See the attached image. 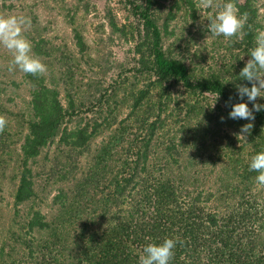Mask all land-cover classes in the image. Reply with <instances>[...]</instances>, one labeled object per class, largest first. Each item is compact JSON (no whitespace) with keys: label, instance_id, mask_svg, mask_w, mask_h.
<instances>
[{"label":"rangeland","instance_id":"374dc122","mask_svg":"<svg viewBox=\"0 0 264 264\" xmlns=\"http://www.w3.org/2000/svg\"><path fill=\"white\" fill-rule=\"evenodd\" d=\"M141 1L0 0L2 15L24 16L30 20L24 34L32 42L33 54L47 66V72L40 75L44 84L59 92L58 97L65 107H69L72 99L74 101L78 115L69 124L102 122L88 145H65L57 137L42 148L39 156L30 159L36 196L33 202L18 204L16 192L23 169L22 143L28 131V119L33 114L35 85L25 73L9 70L12 53L0 45V117L7 121L5 129L0 131V248L6 243V251H11L14 246L12 254L22 264H27L29 258L24 247L14 242L13 235L14 232L21 235L27 230L28 221L24 219L34 214L29 210L35 208L51 215L55 209L54 197L61 187L74 196L78 206L84 197L80 192L92 187L93 181L99 190L97 198L101 197L103 202V197H112L110 194H114L115 188L111 186L112 180L124 160L139 158L134 153L129 155L128 148L137 138L141 142V136L150 132L154 122H157V131L150 142L148 160L138 165V189L126 196L122 208L140 211L144 204L148 205L147 198L144 199L145 178L151 176H177L184 172L191 180L182 191L185 195L191 190L194 194L202 189L205 192L220 191L223 168L230 167L231 170L233 165L228 156L232 151H222L228 138L232 137L236 146L245 148L244 156L255 148L252 144L245 146L243 138H238L243 122L238 119L236 124L224 115L221 112L224 105L219 99L214 107L211 106L216 96L195 93L172 79L159 80L154 73L142 69L137 46L143 40L144 32L134 7ZM193 2V8L185 3L177 8L172 6L171 0H157L154 4L155 16L163 31L165 23L169 24L170 31H174V35L163 34L165 49L168 54L184 60L196 78L225 74L234 79V74L237 75L250 58L242 42L246 21L243 29L231 38L213 36L206 28L210 23L206 17H214L217 6L224 0H214L211 8L203 7L202 0ZM194 8L197 20L193 16ZM171 11L175 17L168 19ZM259 15L264 22V0L259 1ZM75 29L82 33L86 43L84 52L77 45ZM42 40L45 41L42 47L48 53L38 54L35 44ZM147 89L148 93L135 107L137 97ZM257 102L264 103V98L258 97ZM253 123L257 124L256 121ZM92 128L90 126L89 130ZM261 128L264 130V124ZM203 141L207 149L198 155L196 146ZM173 142L179 150L168 148ZM143 145L142 142L144 149ZM108 149L112 151L113 159L106 153ZM99 157L104 158L102 163H99ZM100 171L99 177L95 172ZM240 181L241 178L235 179L242 187ZM106 185L108 189L104 188ZM254 190L261 199L264 198V185L256 181ZM138 200L141 201L139 206ZM216 203L204 204L209 210ZM114 204L111 211L120 210ZM80 225L82 222L77 220L62 233L71 240ZM29 235L28 240L32 239L39 248L47 247V259L57 256L60 264H71L69 248L66 251L61 245L53 247L55 239L49 232L36 231Z\"/></svg>","mask_w":264,"mask_h":264},{"label":"trees","instance_id":"16d2710c","mask_svg":"<svg viewBox=\"0 0 264 264\" xmlns=\"http://www.w3.org/2000/svg\"><path fill=\"white\" fill-rule=\"evenodd\" d=\"M156 1L142 0L141 3L134 5L136 13L142 20L144 32L143 40L137 46V51L141 55L142 69L154 73L159 80L172 79L181 82L195 93L219 95L218 101L224 105L221 112L228 116L231 105L239 102L240 99L236 86L246 84L250 87L251 82L239 78V73L234 74V79L227 78L225 74L223 76L211 74L198 78L193 76L184 60L168 54L165 49L163 34L174 35V31L169 30L168 23H165L164 31L159 25L154 10ZM171 1H173L172 6L177 8H180L182 3L188 7H195L193 0ZM259 1L235 0L240 13L246 15L245 36L242 42L244 41L248 53L254 46L256 30L264 28L263 19L259 17ZM192 10L196 18V9ZM174 17L171 11L168 19ZM75 37L80 51L84 52L86 43L82 33L76 29ZM43 42L45 41H38L35 44L34 49L38 54L48 53L42 47ZM26 75L32 78L35 86L32 92L33 114L28 119V131L22 143L23 169L16 192L18 204L33 202L36 196L33 170L29 165L30 159L39 156L42 148L57 137L59 142L65 145L77 147L88 145L102 124L99 120H94L92 125L89 122L83 125L80 121L76 125H70L72 119L78 115L75 112L73 99L69 107H65L58 97L59 92L45 85L43 77ZM228 79L232 81L223 83ZM148 91V89L141 91L135 107L141 103ZM190 109L193 110V106ZM236 121L234 120V123L238 124ZM240 121L243 124L248 123L247 120ZM254 121L257 124L252 122L254 126L247 134V140L243 138L245 146L252 144L255 147L249 155L244 156L245 148L236 146V141L232 137H229L227 145L222 147L223 153L232 151L228 156L233 165L231 170L230 167L223 168L224 177L220 180L222 185L220 191L205 192L202 189L194 194L191 190L185 195L182 191L191 180L184 172H179L177 176L174 174L151 176L145 178L147 185L144 199L147 198L149 206L144 204L140 211L122 208L127 201L126 196L128 197V194L140 183L136 180L138 165L148 160L150 142L157 131V122H154L150 125V132L141 136L142 141L137 138L131 143L132 147L128 148L129 155L134 153L139 158L137 160L133 157V160H130L127 157L124 160L121 170L112 180L111 186L115 187L114 194H110L112 197H103V202L101 197L97 198L99 190L97 191V184L93 181L92 187L80 192L84 197L76 206L74 196L61 187L54 197L55 209L52 214L48 215L39 209L31 208L29 213L34 212L33 216L23 218L28 221L27 230L21 235L14 232L13 240L24 247L25 254L29 258L27 264H60L57 256L46 258L48 252L45 245L42 249L32 239L28 240L29 234L36 231L49 232L55 239L53 247L61 245L66 251L70 250L68 260L71 264H139L143 247L165 237H175L178 241L170 264H264V198L261 199L260 194L255 190L253 192L257 173L249 171L248 168L251 157L264 149V130L261 128L264 124V111L256 112ZM90 126H93L92 131L89 130ZM142 128L145 129L141 126ZM205 143L203 141L198 147L196 146L198 155L207 149L204 147ZM176 146L177 143L173 142L168 148L176 149ZM106 153L111 159L114 158L109 149ZM98 159L99 163H102L104 158ZM95 173L98 176L102 174L101 171ZM237 178H241L239 183L242 187L235 182ZM192 183L196 184L195 181ZM107 187L108 185L104 188L108 189ZM101 191L105 192L104 189ZM116 192L117 197H115ZM112 201L120 210L111 211ZM209 201H217V205H213L208 210L204 203ZM137 204L139 206L141 201L138 200ZM148 210L151 211L148 213ZM77 220H80L82 225L78 232L75 231L76 235L69 240L62 231L75 224ZM5 244L0 248V264H22L12 254L15 247L12 246L11 251H6L8 245Z\"/></svg>","mask_w":264,"mask_h":264},{"label":"clouds","instance_id":"9594fccd","mask_svg":"<svg viewBox=\"0 0 264 264\" xmlns=\"http://www.w3.org/2000/svg\"><path fill=\"white\" fill-rule=\"evenodd\" d=\"M213 3L214 0H202V6L205 8L213 7ZM206 18L210 21L206 25L209 33L225 38L237 35L243 29L246 21V15L240 13L235 0H224L221 5L217 6L214 17ZM28 24H30V20L24 16L0 15V45L12 53L10 71L18 69L25 74L43 75L47 72V66L39 56L33 54L32 42L24 34ZM248 54L250 58L238 76L251 82V86L246 84L236 86V92L240 99L239 102L231 105L228 112L230 119L248 121L241 126L238 134V138L242 137L245 140H247V134L251 132L254 126L252 122L255 120V113L264 111V103L257 102L258 97L264 98V28L256 30L254 46ZM229 81L232 79L225 80L223 83ZM218 97L219 95L215 97L212 107H214ZM244 97L247 99L245 100ZM249 103H251V107H249ZM6 124L7 121L0 117V131L5 129ZM248 168L249 171L257 173L256 181L264 185V149L251 157ZM177 243L175 237H165L162 240L146 244L139 256V264H170Z\"/></svg>","mask_w":264,"mask_h":264}]
</instances>
